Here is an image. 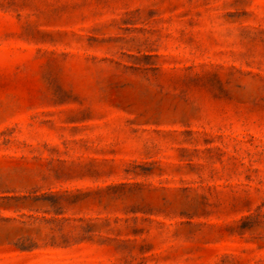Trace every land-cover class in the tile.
Returning <instances> with one entry per match:
<instances>
[{"label":"rangeland","instance_id":"rangeland-1","mask_svg":"<svg viewBox=\"0 0 264 264\" xmlns=\"http://www.w3.org/2000/svg\"><path fill=\"white\" fill-rule=\"evenodd\" d=\"M0 264H264V0H0Z\"/></svg>","mask_w":264,"mask_h":264}]
</instances>
